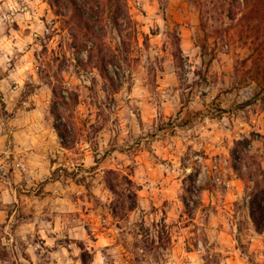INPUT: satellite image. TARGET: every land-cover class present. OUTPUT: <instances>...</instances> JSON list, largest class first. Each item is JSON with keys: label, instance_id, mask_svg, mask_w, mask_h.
I'll return each mask as SVG.
<instances>
[{"label": "rangeland", "instance_id": "1", "mask_svg": "<svg viewBox=\"0 0 264 264\" xmlns=\"http://www.w3.org/2000/svg\"><path fill=\"white\" fill-rule=\"evenodd\" d=\"M5 1L0 264H264L259 7Z\"/></svg>", "mask_w": 264, "mask_h": 264}, {"label": "trees", "instance_id": "2", "mask_svg": "<svg viewBox=\"0 0 264 264\" xmlns=\"http://www.w3.org/2000/svg\"><path fill=\"white\" fill-rule=\"evenodd\" d=\"M243 1H245V4H247L248 6L255 5L257 8L259 7L258 8L259 10H256V12L259 11L257 13H261L259 20H261L262 23L261 24L259 23L260 25H258L257 27L262 28V30L264 31V0H243ZM54 2L56 5H58L61 2V0H54ZM72 2L76 6L77 10L81 11L82 7L79 5L78 1L72 0ZM87 3L90 4V1L87 0ZM89 7L94 12H104L107 8L112 9L113 7H115L116 10H118L119 12H122L123 10L126 11L125 6L122 7L121 5V0H96V4L92 3L91 6ZM115 23L117 27L121 30V24L119 23L118 18H116ZM85 28L88 30L92 29L90 25V21H86ZM263 42L264 39L262 41V44ZM57 130L60 131L59 128H57ZM248 145H250L248 138L239 139L235 142L233 155L235 156L237 162L241 163L245 158L248 157L249 154L243 151V147L247 148ZM234 169L236 171H241L242 168L234 164ZM259 169L261 175H264V170L261 168V166L259 167ZM257 175L258 174L253 171L249 176V179L251 181H254V188L250 200V204H251L250 215L257 230L259 232H264V180L256 179ZM242 177L246 179L244 175ZM112 187L114 189V186Z\"/></svg>", "mask_w": 264, "mask_h": 264}, {"label": "crops", "instance_id": "3", "mask_svg": "<svg viewBox=\"0 0 264 264\" xmlns=\"http://www.w3.org/2000/svg\"><path fill=\"white\" fill-rule=\"evenodd\" d=\"M3 2V3H5V2H7V1H5V0H0V2ZM8 2H9V0H8ZM17 2H19V1H17ZM3 3H0V6H2L3 5ZM26 8H28V7H25V11H24V13H23V11H18L17 13L15 12V14H16V17H18L19 15H24V14H26V13H32V10H30L29 8L28 9H26ZM14 13V12H13ZM2 16H0V21L2 20ZM30 27H31V25H29Z\"/></svg>", "mask_w": 264, "mask_h": 264}]
</instances>
